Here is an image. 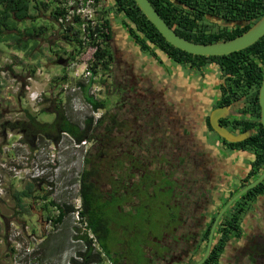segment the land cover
<instances>
[{
    "label": "flooded vegetation",
    "instance_id": "af4514ba",
    "mask_svg": "<svg viewBox=\"0 0 264 264\" xmlns=\"http://www.w3.org/2000/svg\"><path fill=\"white\" fill-rule=\"evenodd\" d=\"M123 75L119 81L113 76L111 90L101 99L104 106L96 109L100 110L93 124L99 127L96 135L84 139L87 146L76 196L83 226L74 228L72 237L78 244L69 247L71 264H85L84 234L91 240L98 264H196L205 253L215 216L247 184L236 190L245 183L250 166L236 168L235 155L230 160L215 152L198 133L200 128L208 134L215 132L206 119L219 107L217 100L201 111L197 104L198 116L182 95L164 94L159 85L139 86ZM232 112L219 118V123L231 120ZM225 127L230 130L229 123ZM20 134L27 144L26 127ZM217 139L229 154L243 152ZM83 171L87 187L81 195ZM238 198L218 219L209 253L199 264H264V218H259L262 225L244 227L250 200L238 205L243 209L239 229L229 225ZM40 200L45 216L50 209L57 211L45 217L46 223L56 220L62 210L69 209L55 223H62L66 216L70 220L75 212L71 201L62 206L51 194ZM66 250L63 243L56 254Z\"/></svg>",
    "mask_w": 264,
    "mask_h": 264
},
{
    "label": "rangeland",
    "instance_id": "374dc122",
    "mask_svg": "<svg viewBox=\"0 0 264 264\" xmlns=\"http://www.w3.org/2000/svg\"><path fill=\"white\" fill-rule=\"evenodd\" d=\"M112 2V0H99V8L109 10L108 16L113 19V35L107 42V48L112 53L109 69L97 68L89 78L82 77V75L75 77L63 64L58 62L60 57H67L66 54L70 53L73 46L60 38L59 33L64 28L51 17L52 8L57 4L55 1L49 2L50 5L47 8L39 7V10L31 11L37 16L35 24L47 27L33 52L35 53L34 59L30 55L25 56L24 52H18L5 44H0V66L12 64V70L6 69L1 73L0 126L4 120L14 121L23 118L24 109L37 114L39 121L51 122L54 119L52 110L54 104H57L71 122L81 127L85 118L96 119L100 115V110H93L84 100L78 82L84 84L89 82L88 93L95 99H102L105 97V92L111 90L113 76H116L119 81L124 76L123 74L127 79L140 83L139 86L159 85L163 87L164 94L167 91L176 97L182 95L188 108L198 116H200L197 113L198 109L201 111L209 106L210 102L218 100V83L221 79L220 72L215 65L190 67L185 63L174 62L154 48L141 51L131 37L128 24L124 23V17L114 12ZM32 3L34 4L35 0ZM83 51L84 48L79 50L71 60L79 61L80 52ZM123 65L125 66L122 67ZM31 68L34 70L32 74L30 73ZM30 91L38 93L40 100L36 103L32 102L28 96ZM197 104L203 107L199 106L200 108L197 109ZM41 109L43 111H40ZM231 110H234L232 113L236 115L240 107ZM199 130V135L206 139L210 148L232 159L235 153L229 154L228 150L215 148L217 145L215 140L218 136L215 132H210L211 135L206 131H201L203 130L201 128ZM21 138L19 131H3L0 127L2 187L0 212L4 213L7 225L9 221H13L17 230L21 231L25 237L30 234L31 246L36 248L39 260L43 264H71L70 258L73 253L69 247L75 243L78 244L72 237L75 232L74 228L82 229L83 223L75 218L74 213L70 215V220L69 216H66L62 223H54V221L46 223L45 217L55 216L56 209H50L48 215L45 216L46 213L43 214L40 209L42 204L40 198L32 197L23 199L25 208L22 209L15 204L11 193L14 190H21L25 183L33 182L37 184L40 194H51L53 200H58L57 202L62 206L69 201L76 205L82 154L87 144L78 143L76 145L71 138L62 134L57 141L38 137L35 139L34 149L30 150L29 144H25ZM234 157L236 158L235 167L240 165L245 167L250 166L253 154L245 149L243 152L236 153ZM25 169L27 175L23 173ZM237 177L238 172L236 171L234 178ZM39 178L42 180H34ZM49 182H51L50 185ZM249 204L250 211L244 219V227L247 229L262 225L259 218H264V196L256 195ZM41 237H44L42 244ZM60 243H64L67 250L56 254L61 247Z\"/></svg>",
    "mask_w": 264,
    "mask_h": 264
},
{
    "label": "trees",
    "instance_id": "16d2710c",
    "mask_svg": "<svg viewBox=\"0 0 264 264\" xmlns=\"http://www.w3.org/2000/svg\"><path fill=\"white\" fill-rule=\"evenodd\" d=\"M57 0H0V44H5L18 52H24L25 56L35 58V49L41 35L47 27L35 24L36 14L32 10H39V7L47 8L49 2ZM115 8L114 12L124 17L128 31L134 42L138 44L141 51H149L152 48L159 50L176 63H185L190 67L200 68L207 64L215 65L219 70L221 81L218 83L219 97L217 106H230V110L240 107L238 114L234 115L228 122L220 121L222 125L229 123L230 130L234 133L249 132V135L238 142H227L220 137L221 141L230 148L236 150L248 149L253 154L250 170L242 183L236 190L244 184L254 180L264 170V130L259 121L260 107L258 103V91L264 74V35L251 45L224 55H196L181 50L168 41L158 32L155 26L146 18L134 0H112ZM159 15L171 27L175 33L181 37L197 42L211 43L224 39L233 38L246 31L264 14V0H149ZM96 5L99 0H95ZM51 17L56 21L57 17L64 14V9L58 4L54 5ZM109 10L106 8L97 9L98 25L94 30L86 27V31L92 33L100 31L101 27L108 29L107 34H101L100 44L93 54L91 65L92 73L97 68L109 69L112 53L108 50V41L112 38L113 29L112 17L108 16ZM112 15V14H111ZM74 18V21H77ZM29 22V24H26ZM129 24H131L129 26ZM63 31L59 33L60 38L73 46L70 53L66 54L65 60H71L76 53L83 48L80 40V24L62 25ZM91 43H96L92 40ZM152 45V47L150 46ZM64 53H66L63 50ZM61 58V57H60ZM12 64L0 66L2 70H12ZM34 72L33 68L30 73ZM0 74V91L2 89ZM84 100L93 110L104 106L101 99H95L88 93L90 83L78 82ZM20 97V95H19ZM40 111H43L41 109ZM54 119L51 122H42L37 119V114L28 109H24L23 118L14 121L4 120L1 122L3 131H19L26 127V142L30 150H33L35 139H50L57 141L62 134L67 135L74 142H81L96 135L98 126H94V119L87 117L80 127L71 122L65 115L62 108L54 104ZM206 124L212 130L208 118ZM25 141V138H21ZM87 172L81 173L80 193L84 195ZM42 180V178L34 179ZM49 192V191H48ZM50 193V192H49ZM264 194V178L256 186L242 194L238 200H253L256 195ZM47 197V193L42 196L38 191L37 184L27 182L23 189L14 190L11 198L20 208H25L23 198ZM239 201V202H238ZM51 202V201H50ZM54 202V201H52ZM242 207L237 206L229 225L238 230L240 227V215ZM66 211L62 210L56 216L55 222H60ZM77 237V236H76ZM80 237V236H78ZM86 245L85 264H98V259L92 253L91 240L84 234L82 236Z\"/></svg>",
    "mask_w": 264,
    "mask_h": 264
},
{
    "label": "water",
    "instance_id": "95a60500",
    "mask_svg": "<svg viewBox=\"0 0 264 264\" xmlns=\"http://www.w3.org/2000/svg\"><path fill=\"white\" fill-rule=\"evenodd\" d=\"M140 10L144 13L146 18L155 26L159 33L173 46L184 50L191 54L196 55H224L234 51L241 50L264 35V14L253 23L243 33L229 39H224L211 43H197L188 39H185L175 33V31L167 25L163 18L159 15L149 0H134ZM58 62L65 65L66 60L59 58ZM258 103L260 107L259 121L264 130V74L262 76L261 84L258 91ZM230 112V106H220L214 108L209 114V124L211 128L217 133V135L227 142H238L245 139L249 132L234 133L227 129L225 126L219 123V118L226 116ZM264 178V170L252 181L248 182L238 192H236L227 203L221 208L218 214L215 216L213 223L210 227L208 244L202 259L196 263L199 264L207 257L211 244V237L214 228L225 209L240 195L256 186Z\"/></svg>",
    "mask_w": 264,
    "mask_h": 264
},
{
    "label": "built area",
    "instance_id": "2783aa9c",
    "mask_svg": "<svg viewBox=\"0 0 264 264\" xmlns=\"http://www.w3.org/2000/svg\"><path fill=\"white\" fill-rule=\"evenodd\" d=\"M57 4L64 9V14L57 17L56 21L58 24L66 25L75 23L80 24V40L82 41L84 51L80 52L79 61L68 60L65 62L64 67L69 70L75 77L89 78L92 75V61L93 54L100 45L98 41L101 39V34H107L108 29L106 27H101L100 31H94L90 37V33L86 31V27L90 26L93 30L96 25H98V20L96 19V11L100 7L96 5L95 0H57ZM77 18V21H74ZM94 40L96 43H91ZM5 63V62H4ZM2 70L0 72L3 73ZM29 98L32 102H37L40 100V95L34 91L29 92ZM80 143H85L81 141ZM78 145V143H76ZM27 175L26 169L23 171ZM51 182H49L50 185ZM2 194V187L0 181V195ZM1 197V196H0ZM78 201V199H77ZM79 203L75 205L74 216L79 220L78 213ZM5 243L9 247V257L11 264H43L36 253V248L31 246L29 241V235L24 236L21 231L17 230L13 221H9L6 231L4 233Z\"/></svg>",
    "mask_w": 264,
    "mask_h": 264
},
{
    "label": "crops",
    "instance_id": "0c3cea01",
    "mask_svg": "<svg viewBox=\"0 0 264 264\" xmlns=\"http://www.w3.org/2000/svg\"><path fill=\"white\" fill-rule=\"evenodd\" d=\"M125 65H123L122 67H124ZM216 142V147L217 148H220L218 145L221 143L219 142V139H216L215 140ZM222 146V149L225 150V145L221 144ZM234 154V152H233ZM235 155H236V152H235ZM238 168V167H236ZM2 211V210H1ZM1 220H2V223H1ZM7 219L6 217L4 216V213L3 212H0V264H11L10 262V257H9V247L7 246V244L5 243V231H6V228H7Z\"/></svg>",
    "mask_w": 264,
    "mask_h": 264
}]
</instances>
